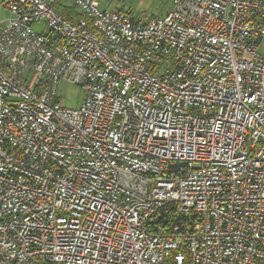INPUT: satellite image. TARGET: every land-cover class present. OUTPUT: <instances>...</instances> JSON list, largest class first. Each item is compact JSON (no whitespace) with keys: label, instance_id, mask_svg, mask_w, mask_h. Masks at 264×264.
Here are the masks:
<instances>
[{"label":"built area","instance_id":"1","mask_svg":"<svg viewBox=\"0 0 264 264\" xmlns=\"http://www.w3.org/2000/svg\"><path fill=\"white\" fill-rule=\"evenodd\" d=\"M166 1L3 0L0 264H264V0Z\"/></svg>","mask_w":264,"mask_h":264},{"label":"rangeland","instance_id":"2","mask_svg":"<svg viewBox=\"0 0 264 264\" xmlns=\"http://www.w3.org/2000/svg\"><path fill=\"white\" fill-rule=\"evenodd\" d=\"M55 6L74 5L75 0H52ZM100 8L109 11H118L129 7L136 18H142L144 15L161 16L166 6V0H96ZM6 10L0 2V19L4 16ZM259 53L264 54V40L259 46ZM62 105L68 108H77L83 100V92L79 86L62 83L61 88Z\"/></svg>","mask_w":264,"mask_h":264},{"label":"trees","instance_id":"3","mask_svg":"<svg viewBox=\"0 0 264 264\" xmlns=\"http://www.w3.org/2000/svg\"><path fill=\"white\" fill-rule=\"evenodd\" d=\"M55 9L62 15L66 16L70 21L72 22H77L83 15L79 12H77V8L74 5L71 6H64V5H59L55 6Z\"/></svg>","mask_w":264,"mask_h":264},{"label":"crops","instance_id":"4","mask_svg":"<svg viewBox=\"0 0 264 264\" xmlns=\"http://www.w3.org/2000/svg\"><path fill=\"white\" fill-rule=\"evenodd\" d=\"M75 1H76V0H75ZM0 2H1V6L6 10V11H5L6 13H4V16L0 19V23H1V22L5 21V20L9 17V12H8V10L4 7V5H3V0H0ZM74 3H75V2H74ZM168 7H169V2L166 1V6H165V8H164V10H163V14H162V15H164V14L167 12Z\"/></svg>","mask_w":264,"mask_h":264}]
</instances>
